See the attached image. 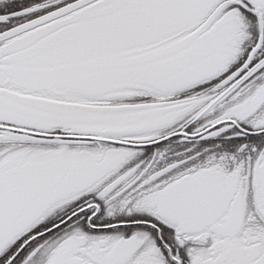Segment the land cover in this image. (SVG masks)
Segmentation results:
<instances>
[{
    "label": "snow or ice",
    "instance_id": "1",
    "mask_svg": "<svg viewBox=\"0 0 264 264\" xmlns=\"http://www.w3.org/2000/svg\"><path fill=\"white\" fill-rule=\"evenodd\" d=\"M0 264H264V0H0Z\"/></svg>",
    "mask_w": 264,
    "mask_h": 264
}]
</instances>
